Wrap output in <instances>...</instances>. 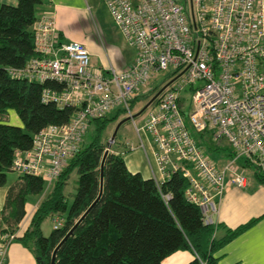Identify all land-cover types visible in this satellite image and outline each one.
Segmentation results:
<instances>
[{
  "label": "built area",
  "instance_id": "built-area-1",
  "mask_svg": "<svg viewBox=\"0 0 264 264\" xmlns=\"http://www.w3.org/2000/svg\"><path fill=\"white\" fill-rule=\"evenodd\" d=\"M104 3L125 43L135 50L134 62L123 71L95 69L84 44L59 42L53 18L40 16L32 28L36 56L6 73L12 79L58 84L60 90L42 89L41 102L77 110L67 124L42 128L29 150L15 151L11 171L41 177L49 188L80 150L90 121L122 108L133 122L130 102L144 94L155 75L175 72L149 105L144 125H133L156 144L162 176L180 172L189 181L187 200L211 223L214 198L222 196L227 184L244 188L248 183L239 160L264 172V0ZM189 87L194 91L183 114L181 99ZM191 131L208 133L213 142L227 141L235 157L219 167ZM54 223L53 229L61 226L58 218ZM15 238L0 236V264H6Z\"/></svg>",
  "mask_w": 264,
  "mask_h": 264
},
{
  "label": "trees",
  "instance_id": "trees-1",
  "mask_svg": "<svg viewBox=\"0 0 264 264\" xmlns=\"http://www.w3.org/2000/svg\"><path fill=\"white\" fill-rule=\"evenodd\" d=\"M43 4V0H17L15 6H10L0 0V187L6 185L7 174L12 172L14 152L29 150L34 135L42 128L67 124L77 110L70 106L59 109L41 102L42 89L60 90L58 84L12 79L6 73V68H21L36 56L32 28L39 19L37 9ZM169 73L174 77L175 72ZM171 81L134 98L130 102L131 111L139 101L154 97ZM187 91L191 95L194 88ZM185 104L187 107L183 108L181 103L183 114L189 99ZM9 110L16 113L22 127L5 124ZM122 116H126V111L117 108L104 118L90 121L87 133L91 132L92 139L88 143L83 140L78 153L68 161L39 203L28 229L14 241L31 252L36 264H51L54 250L73 228L56 251L54 264H162L177 252L193 255L187 264H218L216 253L254 221L234 230L227 229L221 238H216L221 226L206 223L200 208L187 200L189 181L180 172H169L164 182L130 173L123 155L111 152L114 150L102 142L107 127ZM190 133L203 151L211 149L214 143L211 135ZM108 148L111 150L104 158L101 180V162ZM214 151L220 152V148ZM225 156L230 160L235 153L230 148ZM239 163L240 167L251 169L253 180L264 187V172L246 160ZM73 174L75 192L68 205L64 189ZM45 187L41 177H18L6 194L0 235L16 233L29 198L41 194ZM54 215L61 225L65 215L63 225L46 237L41 224Z\"/></svg>",
  "mask_w": 264,
  "mask_h": 264
},
{
  "label": "crops",
  "instance_id": "crops-1",
  "mask_svg": "<svg viewBox=\"0 0 264 264\" xmlns=\"http://www.w3.org/2000/svg\"><path fill=\"white\" fill-rule=\"evenodd\" d=\"M43 1L44 4L37 9L38 16L47 15L53 18L59 35V42H78L84 44L90 54V63L93 68L106 69L112 66L118 71H123L132 65L135 54L132 57L125 58L113 44H103L101 35L98 32V25L95 22V16L102 7L107 9L104 0ZM1 2L10 6L17 4V0H1ZM151 88L153 89L154 87L152 86ZM187 94H189V91L186 90L181 99L183 108L187 107V104H185L187 102ZM121 118L123 116L118 121ZM138 119L144 125L147 120V115L145 117H139ZM125 120L127 121L123 122L119 126V129L126 127L128 120L131 119L128 117ZM133 122L135 123L134 120ZM5 124L22 127L20 119L13 110L8 111ZM142 132L144 134L138 136L137 141H133V143L132 141H127L130 143V152L123 156L126 168L130 173H139L144 179H154L157 182H164L165 178L160 173L155 160V154L158 152V148L152 141L150 134L144 131ZM111 152L119 153L117 150ZM120 154L123 155V153ZM216 154L219 155L220 152H216ZM215 162H217L219 167L223 165V162L219 159ZM240 171L248 175L246 187L238 188L234 185L227 184L222 196L214 198L215 210L210 212L209 217L211 223L221 226L215 233L216 238H221L227 229L234 230L251 221H254V223L222 247L215 256L219 258L218 264H264V187L258 185L253 180L251 169L240 167ZM16 182L17 180L14 183ZM10 186L6 187L5 185L4 187H0V219L6 194ZM43 197L40 199L37 196L29 198L28 203L25 205V215L15 233L17 238L22 237L28 229L32 216ZM192 259L193 255L189 252H177L164 259L162 264H187ZM6 264L36 263L28 249L17 241H13L7 250Z\"/></svg>",
  "mask_w": 264,
  "mask_h": 264
},
{
  "label": "rangeland",
  "instance_id": "rangeland-1",
  "mask_svg": "<svg viewBox=\"0 0 264 264\" xmlns=\"http://www.w3.org/2000/svg\"><path fill=\"white\" fill-rule=\"evenodd\" d=\"M178 3L180 4H185V0H177ZM95 22L98 25V32L101 35V38L103 40V44L108 45V44H113L117 49H119V51L122 53V55L125 58L128 57H132L135 54V50L132 49L131 47H129L123 37L121 36V34L119 33V31L117 30V28L115 27V24L113 23L109 12L107 11L106 8L102 7V9L98 12V14L95 16ZM171 79H173V75H171L169 72L166 73H160L157 74L153 77V79L150 80V82L148 83V85L145 87L144 89V93L149 92L153 87H159L161 85V83H167L168 81H170ZM198 86L201 85V83L197 84ZM151 97H147L142 99L141 101H139L136 106L134 107L133 111H132V116L134 117L133 120L135 121V125L137 127H140L143 125V122H141L140 119H138L139 117H145L149 110L151 109V107L149 106L148 108H146L145 110H141L143 109L146 104L149 102V100L152 98ZM187 99H190V95L187 94L186 95ZM139 113V115H137ZM128 116H123V118H121V120L117 121L114 124H110L106 131L104 132V134L102 135V142L104 144H107L106 146H108L109 148H111L112 150H117V152L119 153H123V156L127 153H129V141H137L138 136H141L142 133H138L135 129V127L133 126V122H131V120H128L127 122V126L126 127H121L119 129V123L122 122L123 120L127 119ZM140 134V135H139ZM114 136L113 141L111 140V138ZM92 139L91 136V132H88L86 134V136L84 137V142L88 143L90 140ZM111 140V141H110ZM128 143V145H127ZM137 143V142H136ZM134 146V145H133ZM216 147L220 148V154L217 155L216 151H214V149ZM108 148V150H109ZM110 149V150H111ZM230 149L229 144L227 143V141L225 140H220V141H214V143L211 145V149L210 150H205L204 153L212 160H221V162L225 163L226 160V156L225 154L227 153V151ZM239 163V162H238ZM246 177H248L247 173H245ZM18 179V175H16L13 172H10L7 174V180H6V187L12 185L16 180ZM75 180H76V176L75 174H73L70 178V180L68 181L67 186L64 189V194L65 196L68 198V205H70L71 203V199L70 196L74 194L75 192ZM50 191V188H47V186L45 187L44 191L37 195V198L40 199L43 197L44 194H46L47 192ZM55 215L54 216H49L47 217L43 223L41 224V231L42 234L44 236H48L51 231L53 230V226H54V220L55 219ZM63 219L65 217V215L62 216ZM62 219V225L64 220ZM61 225V226H62Z\"/></svg>",
  "mask_w": 264,
  "mask_h": 264
},
{
  "label": "water",
  "instance_id": "water-1",
  "mask_svg": "<svg viewBox=\"0 0 264 264\" xmlns=\"http://www.w3.org/2000/svg\"><path fill=\"white\" fill-rule=\"evenodd\" d=\"M161 91H162V89L146 104V106L143 108V110H145L156 98H157V96L161 93ZM142 110V111H143ZM125 121H127V120H124V121H122V122H120L119 123V125L118 126H120L123 122H125ZM113 139H114V136L111 138V140L113 141ZM108 152H109V150L108 149H106L105 150V152H104V157H103V159H102V162H101V175H100V179L102 180V168H103V162H104V158L107 156V154H108ZM100 193H101V190H100ZM94 204H95V202H94ZM93 204V205H94ZM92 205V206H93ZM91 206V207H92ZM85 215V214H84ZM81 220V219H80ZM74 229V228H73ZM73 229L65 236V238L60 242V244L56 247V249L54 250V252H53V255H52V261H51V264H54V259H55V254H56V251L58 250V248L60 247V245L68 238V236L72 233V231H73Z\"/></svg>",
  "mask_w": 264,
  "mask_h": 264
}]
</instances>
